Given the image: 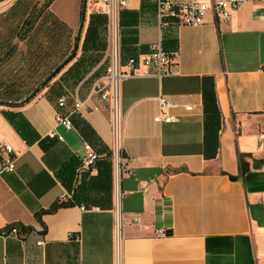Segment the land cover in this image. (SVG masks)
<instances>
[{
  "label": "crops",
  "instance_id": "crops-1",
  "mask_svg": "<svg viewBox=\"0 0 264 264\" xmlns=\"http://www.w3.org/2000/svg\"><path fill=\"white\" fill-rule=\"evenodd\" d=\"M102 36L104 50L85 51L55 79L69 103L84 102L79 132L55 123L59 95L0 104V146L13 150L0 148V161H15L0 175V231L32 227L0 234V264H264V0L228 21L207 11L199 25L171 24L163 46L174 74L160 77L142 63L159 38L156 3L127 0L121 68L133 56L138 74L119 81L118 166L111 98L94 91L110 62L107 24ZM160 96L175 122L154 120ZM81 135L99 154L84 171ZM55 201L71 204L35 217Z\"/></svg>",
  "mask_w": 264,
  "mask_h": 264
},
{
  "label": "trees",
  "instance_id": "trees-1",
  "mask_svg": "<svg viewBox=\"0 0 264 264\" xmlns=\"http://www.w3.org/2000/svg\"><path fill=\"white\" fill-rule=\"evenodd\" d=\"M25 1L16 0L0 13L1 105L19 106L28 103L41 89L47 87L50 79L60 76L65 66L77 57L80 38L73 35L72 28L52 12L51 4L54 0H32V6H28ZM85 4L86 0H82L80 22L85 20ZM106 24L105 14L89 15L81 43L82 52L75 63L82 59L85 51L105 49L106 42L102 33L105 32ZM21 44L24 48H21ZM168 55L171 56L169 53ZM56 85V95H61V86L56 80L48 86L47 92L54 91ZM70 204L55 201L48 208L35 212V217L40 220L43 213H51ZM17 226L19 232L32 230L31 226ZM5 230L0 231V234Z\"/></svg>",
  "mask_w": 264,
  "mask_h": 264
},
{
  "label": "built area",
  "instance_id": "built-area-1",
  "mask_svg": "<svg viewBox=\"0 0 264 264\" xmlns=\"http://www.w3.org/2000/svg\"><path fill=\"white\" fill-rule=\"evenodd\" d=\"M99 11L107 16V38L108 48L107 54L110 57V62L106 67L105 82H97L94 86V91L101 92L102 98L110 96L113 107V154L116 165H119L121 145L119 138L120 118L117 110L118 103V86L121 78L129 74H138L136 71L137 59L130 56L126 59V64L129 71L122 70V59L119 52L118 32H119V11L127 5V0H97ZM156 3V17L159 25L158 41L151 46L150 53L142 59V63L148 68L154 67L157 76L174 74V63L171 61V56L165 51L163 46L164 32L171 24L175 25H199L203 22L207 11H211L216 20L228 21L231 14L241 8L248 2L259 0H191L190 2L176 3L174 0H154ZM160 112L154 117L155 121L159 122H175L176 116L169 112L172 103L165 97H159ZM57 111L55 112L54 120L56 124L62 125L67 130H78L74 124L73 118L83 107L84 102L74 99L71 103L68 101L66 94H61L56 100ZM93 109H97L93 107ZM191 109V106H187ZM79 132V130H78ZM51 137L62 139L54 130L49 132ZM259 138L264 141V114L262 127L259 130ZM82 144L84 155L80 160V170H87L99 157L91 143L82 135ZM6 153H11L13 150L10 145L2 144L0 146ZM15 170V161L8 157L0 161V175L6 172ZM64 197V196H63ZM120 214H117V222L122 221ZM10 235L19 233L17 224L10 227L7 232ZM39 245L42 241L37 242Z\"/></svg>",
  "mask_w": 264,
  "mask_h": 264
},
{
  "label": "rangeland",
  "instance_id": "rangeland-1",
  "mask_svg": "<svg viewBox=\"0 0 264 264\" xmlns=\"http://www.w3.org/2000/svg\"><path fill=\"white\" fill-rule=\"evenodd\" d=\"M28 6H32L34 1L32 0H26L25 1ZM82 0H54L53 3L51 4V10L52 12L62 21H64L69 27L72 28L73 35H78L79 36V42H78V48L76 50V56L79 55L80 50H81V43L85 34L86 30V25H87V20H88V15L91 12H97L99 8L98 1L96 0H86L85 4V20L83 22L79 21V12H80V7H81ZM10 7V5H4L0 7V13L7 10ZM78 19V21H77ZM77 21V24H76ZM75 26V27H74ZM21 48H24V46L21 44ZM75 56V57H76ZM76 59V58H73ZM58 77L55 76L54 78L50 79L49 82L47 83V87L41 89L36 96L42 93H47L48 86H50L55 79ZM34 78V76H33ZM37 77H35L36 80ZM32 79V77H30ZM29 79V80H30ZM38 86V85H37ZM56 85V88L54 87V91L51 93L53 95H56V92L58 91Z\"/></svg>",
  "mask_w": 264,
  "mask_h": 264
},
{
  "label": "water",
  "instance_id": "water-1",
  "mask_svg": "<svg viewBox=\"0 0 264 264\" xmlns=\"http://www.w3.org/2000/svg\"><path fill=\"white\" fill-rule=\"evenodd\" d=\"M162 212H163V208L161 207H157V208H155V215H154V217H155V220L156 221H159V217H160V215L162 216ZM161 220H162V222H164V217H161Z\"/></svg>",
  "mask_w": 264,
  "mask_h": 264
}]
</instances>
